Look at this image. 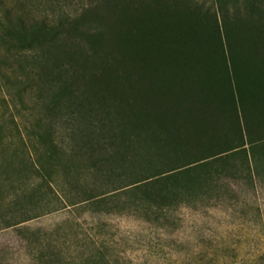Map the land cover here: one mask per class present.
<instances>
[{
    "label": "trees",
    "instance_id": "obj_1",
    "mask_svg": "<svg viewBox=\"0 0 264 264\" xmlns=\"http://www.w3.org/2000/svg\"><path fill=\"white\" fill-rule=\"evenodd\" d=\"M63 1L0 0V85L29 112L0 120V180L65 155L94 179L76 206L155 227L264 183V0Z\"/></svg>",
    "mask_w": 264,
    "mask_h": 264
},
{
    "label": "rangeland",
    "instance_id": "obj_2",
    "mask_svg": "<svg viewBox=\"0 0 264 264\" xmlns=\"http://www.w3.org/2000/svg\"><path fill=\"white\" fill-rule=\"evenodd\" d=\"M29 1L10 3L30 6ZM63 4L76 9V0ZM14 102L0 85V120L14 118L24 132L29 112ZM45 157L41 174L0 180V264H36L39 252L46 254L43 264H59L53 251L65 264H76V254L99 243L110 247L111 264H264V183L248 188L235 182L234 200L215 208H180L170 224L155 227L133 216L76 206V180L94 179L76 177V160L71 167L65 155Z\"/></svg>",
    "mask_w": 264,
    "mask_h": 264
}]
</instances>
